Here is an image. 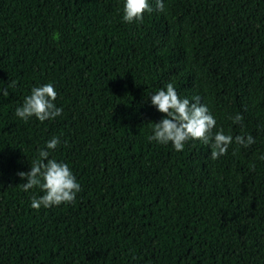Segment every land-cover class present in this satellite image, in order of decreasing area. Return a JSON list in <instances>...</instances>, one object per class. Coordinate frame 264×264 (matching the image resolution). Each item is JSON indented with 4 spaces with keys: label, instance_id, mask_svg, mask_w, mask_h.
I'll list each match as a JSON object with an SVG mask.
<instances>
[{
    "label": "trees",
    "instance_id": "1",
    "mask_svg": "<svg viewBox=\"0 0 264 264\" xmlns=\"http://www.w3.org/2000/svg\"><path fill=\"white\" fill-rule=\"evenodd\" d=\"M124 2L0 0V264H264V0H149L132 24ZM47 83L62 115L17 117ZM168 83L255 143L149 141ZM52 137L82 191L37 211L17 173Z\"/></svg>",
    "mask_w": 264,
    "mask_h": 264
},
{
    "label": "clouds",
    "instance_id": "2",
    "mask_svg": "<svg viewBox=\"0 0 264 264\" xmlns=\"http://www.w3.org/2000/svg\"><path fill=\"white\" fill-rule=\"evenodd\" d=\"M155 10L165 11L164 0H156ZM154 11L149 0H125L123 5L122 20L129 24L143 22L145 13ZM15 81L8 85L14 87ZM0 94L7 97V88L0 89ZM57 91L51 83L33 87L31 93L24 98L22 106L16 108L15 115L27 122L35 117L41 123L47 120H55L61 116L63 109L56 106ZM181 99L172 83L166 88H161L150 95L151 105L158 112L164 114V118L154 123L153 134L148 137L149 141H155L161 145L172 144L177 152L184 150L188 141H200L211 147L213 160L226 155L229 146L235 142L237 145L249 147L255 143L251 135L247 137L224 133L223 129L213 131L216 128V119L209 112L207 105L200 103V97ZM234 124L243 120L241 114L230 117ZM60 145L58 137H52L46 142L44 149L39 151V158L34 160L29 172H19L17 175L27 182L22 184L25 192L33 188H39L43 195L31 198V208L39 210L58 207L62 204H71L76 196L82 191L81 185L76 180L71 169L66 163L49 158L50 152L55 151Z\"/></svg>",
    "mask_w": 264,
    "mask_h": 264
}]
</instances>
